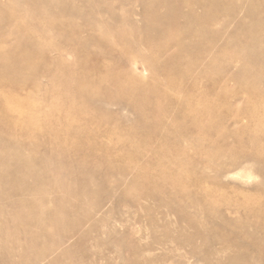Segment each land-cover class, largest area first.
I'll list each match as a JSON object with an SVG mask.
<instances>
[{
  "label": "rangeland",
  "instance_id": "obj_1",
  "mask_svg": "<svg viewBox=\"0 0 264 264\" xmlns=\"http://www.w3.org/2000/svg\"><path fill=\"white\" fill-rule=\"evenodd\" d=\"M0 151V264H264V0H0Z\"/></svg>",
  "mask_w": 264,
  "mask_h": 264
},
{
  "label": "bare ground",
  "instance_id": "obj_2",
  "mask_svg": "<svg viewBox=\"0 0 264 264\" xmlns=\"http://www.w3.org/2000/svg\"><path fill=\"white\" fill-rule=\"evenodd\" d=\"M131 90V89H130ZM2 97V96H1ZM5 99V98H4ZM78 102V101H77ZM8 103V102H7ZM80 103H82V102H80ZM10 107V106H9ZM198 108V107H197ZM10 109V108H9ZM81 109V108H80ZM74 110H77V109H74ZM78 111V110H77ZM192 114H194V113H192ZM254 114V113H253ZM19 115V114H18ZM199 116V115H198ZM35 117V116H34ZM158 120V119H157ZM199 120V119H198ZM255 120H257V119H255ZM33 121V120H32ZM31 121V122H32ZM197 122H199V121H197ZM17 123V122H16ZM203 124V123H202ZM20 125V124H19ZM49 127V126H48ZM32 128V127H31ZM35 130V129H34ZM73 132H75V131H73ZM68 138V137H67ZM5 144V143H4ZM240 144H242V143H240ZM7 147V146H6ZM2 148H3V146H2ZM1 148V149H2ZM60 148H62V147H60ZM9 150H10V148H8ZM17 149V148H16ZM22 149V148H21ZM2 150H4V149H2ZM8 150V151H9ZM5 151V150H4ZM14 151H16V150H13V152ZM1 152V151H0ZM13 152H11V153H13ZM23 151H21V153H22ZM53 152V151H52ZM19 153V152H18ZM18 153H17V155H18ZM6 154V153H5ZM16 154V153H15ZM20 154V153H19ZM1 155V154H0ZM9 156V155H8ZM10 156H13V155H10ZM21 156V155H20ZM23 157H25L26 158V156L25 155H23ZM7 158V157H6ZM10 158V157H9ZM13 158H14V160H12V162L15 164V167H16V170L18 171V172H20L21 171V175H19V174H14V175H12L11 177H9L8 176V174L9 173H6L7 172V169L6 168H4V170L1 168V172L2 173H6V175L9 177V178H12V179H14V180H17V181H20L21 183H22V180H24V177H26V175L24 174V173H26L25 172V170H24V168H25V166L27 165V163H26V159H23V158H19V156L17 157V156H13ZM8 159V158H7ZM10 161V160H9ZM28 162V161H27ZM30 162V161H29ZM30 166V165H29ZM7 167V166H6ZM9 168V167H8ZM26 169V168H25ZM16 173V172H15ZM27 174V173H26ZM1 175V174H0ZM25 175V176H24ZM24 176V177H23ZM1 177H2V175H1ZM5 179H6V176L4 177ZM8 178V179H9ZM9 180H11V179H9ZM13 180V181H14ZM20 183V184H21ZM8 188H10V186L8 187ZM19 189V188H18ZM22 189V188H21ZM23 190V189H22ZM21 190V191H22ZM10 191H11V189H10ZM17 191H19V190H17ZM24 191V190H23ZM8 192V191H7ZM14 192V191H13ZM9 195V194H8ZM40 206V205H39ZM33 207H34V205H33ZM41 207H42V205H41ZM23 210H25V209H23ZM35 210V209H34ZM30 211H32V209L30 210ZM36 211V210H35ZM34 211V212H35ZM22 213V212H21ZM29 213V212H28ZM36 213V212H35ZM31 214H33V213H31ZM34 216H37V215H34ZM33 216V218H35ZM42 216H43V214H42ZM30 217H32V215L30 216ZM29 218V217H28ZM38 218H39V216H38ZM29 220H31V218H29ZM41 220V219H40ZM57 220V219H56ZM35 221V220H34ZM36 221H38L39 222V220H36ZM35 221V222H36ZM39 224V223H38ZM25 229V228H24ZM30 231V230H29Z\"/></svg>",
  "mask_w": 264,
  "mask_h": 264
}]
</instances>
